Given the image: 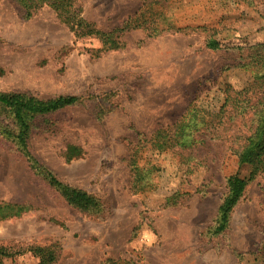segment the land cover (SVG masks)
I'll return each instance as SVG.
<instances>
[{"label":"rangeland","instance_id":"obj_1","mask_svg":"<svg viewBox=\"0 0 264 264\" xmlns=\"http://www.w3.org/2000/svg\"><path fill=\"white\" fill-rule=\"evenodd\" d=\"M142 3L76 0L83 16L107 32ZM166 4L174 27L153 37L130 30L122 47L107 50L99 38L76 37L49 6L28 18L18 0H0V91L80 97L34 118L28 150L60 181L101 202L94 212L70 205L20 151L13 117L0 108V202L30 206L0 220V245L22 252L5 264H39L27 250L37 246L56 254L51 264H264V172L247 185L227 228L214 233L228 177L247 178L252 170L237 157L249 115L241 123L229 106L233 117L201 132L191 150H160L151 142L190 110L217 112L234 91L259 85L254 69L243 65L264 41V0ZM209 40L218 46L210 48ZM70 145L82 155L68 160ZM138 147L139 163L155 165L158 184L140 192L129 166Z\"/></svg>","mask_w":264,"mask_h":264},{"label":"trees","instance_id":"obj_2","mask_svg":"<svg viewBox=\"0 0 264 264\" xmlns=\"http://www.w3.org/2000/svg\"><path fill=\"white\" fill-rule=\"evenodd\" d=\"M18 2L28 18L43 6H49L55 11L59 19L74 32L76 37L94 36L99 38L107 50L122 47V36L130 30L142 29L147 32L149 37H153L162 34L175 25L173 15L166 10L167 0H143L142 5L134 14L130 15L119 28L110 32L102 31L94 23L88 21L83 16L82 8L77 6L76 0H18ZM208 46L216 48L218 42L209 40ZM243 66L254 69L256 80H261L258 81L259 85L237 92L234 91V94L227 96L228 102L226 100L222 109L217 112L190 110L176 124L156 131L151 139L152 143L154 141L155 148L160 150L175 148L182 151L191 150L201 141V132L213 130L216 128V124H222L223 119L226 117H230V119L233 117L229 115L231 110L227 113L229 106H234V118L239 117L241 123L248 119L249 115L250 132L245 135L243 144L239 146L237 157L240 166L249 165L252 170L247 178L238 174L228 177V190L219 206V218L214 229L215 234H219L227 228L231 211L242 197L247 185L258 174L264 172V41L253 47L251 54L248 56V62ZM79 100L80 97L75 95L40 99L26 93L0 91V108L8 111L13 117L17 128L13 138L20 151L28 157L33 165H37L40 171L42 169L49 183L59 190L70 205L85 212H94L101 204L98 197L60 181L51 171L40 166L28 150V138L34 118L75 105ZM235 108H242V110H236ZM140 149L139 147L136 148L129 159L132 172V188L137 192L158 186V184L153 183L151 178L155 165L147 168L139 163ZM82 153L81 147L70 145L65 155L68 160H71L80 157ZM29 209L30 206L25 204L0 202V220L20 216ZM27 250L33 253V256L39 258V264H51L57 258L52 250L43 247L37 246ZM20 254H22L21 251L0 245V264H5L4 259H13Z\"/></svg>","mask_w":264,"mask_h":264}]
</instances>
